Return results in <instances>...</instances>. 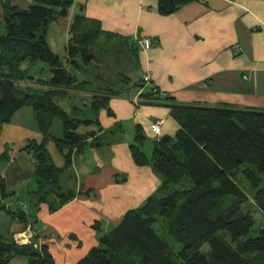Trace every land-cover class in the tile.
<instances>
[{
	"label": "trees",
	"instance_id": "1",
	"mask_svg": "<svg viewBox=\"0 0 264 264\" xmlns=\"http://www.w3.org/2000/svg\"><path fill=\"white\" fill-rule=\"evenodd\" d=\"M194 1L198 0H157V10L169 15ZM73 4L74 0H30L28 8L20 9L9 1L0 3V131L18 110L29 107L42 137L24 147L33 162L31 205L45 203L53 213L77 196H90L91 191L68 185L74 179L71 156L121 142V125L102 130L97 113L112 97L136 98V106H166L177 124L173 136L153 142L149 156L139 127L128 146L133 163L149 167L159 186L108 231L95 223L97 244L76 264H264V226L251 236L255 218L243 209L249 199L242 187L245 182L251 204L264 216V110L175 104L142 77L134 80L127 71L132 64L122 62L126 55L135 63L139 39L128 45V38L102 31L98 21L82 14L83 5L72 17L60 59L48 45L49 27ZM36 64L42 66L34 79L29 71ZM72 93L87 94L89 104L65 111L58 100L69 101ZM55 120L61 124L60 137L50 135ZM92 125L96 132H78ZM49 141L63 156V167L51 163ZM5 154L0 160L7 159ZM4 187L0 177V201L13 196ZM0 213L24 229L33 218L19 206L12 209L3 203ZM13 236L0 232V264L16 257H24L27 264H54L45 245L33 247L36 237L21 248Z\"/></svg>",
	"mask_w": 264,
	"mask_h": 264
},
{
	"label": "crops",
	"instance_id": "2",
	"mask_svg": "<svg viewBox=\"0 0 264 264\" xmlns=\"http://www.w3.org/2000/svg\"><path fill=\"white\" fill-rule=\"evenodd\" d=\"M6 1L20 9L30 5V0H0V3ZM76 3V13L78 5H83L82 14L86 18L98 21L104 32L128 38V45L138 39L151 40L150 49H139L135 63L126 55L122 62L132 64L127 71L134 80L146 74L150 84L172 97L175 104H226L264 110V0H198L182 5L169 15L158 13L157 0H76ZM73 8L74 4L65 18L61 17L66 22L67 40L68 27L76 14L72 13ZM49 41L50 38L48 45L51 49ZM29 74L36 79L40 76V69L35 68ZM70 97H73L71 100L74 103L66 104L67 99L58 100V104L67 112L72 105L80 109L84 103L90 102L87 94L72 93ZM135 103L131 98L112 97L107 107L97 113L102 130L121 125V142L89 149L82 154L73 152L71 156L70 169L74 171V179L68 180V185L74 187L75 191H91L90 196H77L52 213L45 203L37 208L31 205L29 194L33 190L28 192L26 202L19 199L14 202L17 193L12 188L7 191L5 185V193H13V196L2 197V202L11 201L3 204L6 207L16 204L15 208L19 206L21 209H25L26 205V212L33 217L28 218L24 229L22 223L14 224L18 221L0 213L9 220L7 233L14 234V239L28 230L25 243L20 245L31 244L36 237L33 247L39 249L45 245L54 264H76L97 244L93 228L95 223H99L102 231L106 232L118 224L126 211L141 206L153 194L159 180L149 167H138L133 163L128 146L133 142L137 127L147 140L151 138L155 141L162 136H173L177 124L166 106H136ZM84 111H87V107ZM20 113V122L13 129L5 131L6 135L12 141L15 134L22 139L21 143L29 140L39 143L42 137L29 107L18 110L2 129L11 126L13 118L20 116ZM31 116L33 124L26 125L24 118L31 119ZM156 121H161L159 136L150 130V124ZM96 130L97 127L92 125L80 127L78 132L83 134ZM9 131H13V134ZM61 133L60 124V136ZM145 153L149 156L151 151ZM57 154L55 166L63 167V156L58 151ZM26 165L25 157L20 171L23 172ZM14 174L16 176H10L15 181L22 179L19 172L15 171ZM120 176H125V182H117ZM0 177L4 184L10 178L2 172ZM23 258L16 257L10 264H27Z\"/></svg>",
	"mask_w": 264,
	"mask_h": 264
},
{
	"label": "rangeland",
	"instance_id": "3",
	"mask_svg": "<svg viewBox=\"0 0 264 264\" xmlns=\"http://www.w3.org/2000/svg\"><path fill=\"white\" fill-rule=\"evenodd\" d=\"M17 3L21 4L20 2H17ZM76 4L77 3L75 0L72 13L77 12V9L75 10ZM19 6H21V5H19ZM63 18H65V17H63ZM60 19L61 20H58L56 22L51 23V25L49 27L48 38H50L49 42H51V44H52V47H51L52 51L60 59H62L63 58L62 56L65 54L64 46L66 45L67 39L65 36L66 29H65V25H64V24H66V22H65V20H62V18H60ZM53 40H55V45L53 43L54 42ZM114 42H116V40ZM41 66H42L41 64H36L32 69H30L29 72H32L35 68L37 70H39L41 68ZM23 67L25 68V65H23ZM79 98H81V97H79ZM70 102H71V99L69 101H67L66 104H68ZM72 102L74 103V101H72ZM21 114L22 113L19 114L20 116L17 117V115H16V117L13 118V124L11 126H8V127L5 126L0 131V155L3 152H5L6 153L5 155L7 157V159H1L0 160V172H2L4 175H6V177H7V175L10 177L9 180L7 179V182L5 185H6L7 191H10L12 188V190L17 193L14 202L17 199H19L20 202H26L28 200V192L34 190V188H35L34 180L32 177L33 171H31V166H32V170H33V162H32L31 155L28 154L27 151L24 149L26 143H24V142L21 143L22 139L17 138L15 134L13 137L15 140L12 141L9 138V136L6 135V132H5L9 129H13V126H17V124L20 122L19 118L20 117L22 118ZM24 121H25L26 125L33 124L32 116H31V119H29V118L25 119L24 118ZM28 128H29V126H28ZM13 131H9V132L11 134H13ZM50 135L54 136V137L60 136V122L58 120L54 122V124L51 128V131H50ZM29 136L31 137V135H29ZM30 137H28V138H30ZM153 140L154 139H151V138H149L148 140L145 139L144 151H146L148 154H149V151H151V149L153 147V142H154ZM46 150H47V153H48L49 158L51 160V163L53 165L57 164L56 160H57L58 154H57V151L55 150L51 141H49L46 144ZM25 157L27 158V165H26V167H23L24 171L22 172V171H20V170H22V169H20V167L22 165H24ZM15 167H17V169ZM15 171L17 173L19 172V176H20V178H22L20 181H15V179L11 178L12 174L15 175L14 174ZM242 187L244 188V191H245V193L249 199L248 200L249 203H245L243 205V209L244 210H250L251 214L255 218V224H254V227H253L252 232H251V236H255L258 227L264 226V216L257 210L256 207H254L251 204V196H252L251 191L245 182H242ZM229 198H230L229 196L224 198V200H223L224 205L228 204ZM9 201L10 200L4 201V202L0 201V206L2 203H8ZM15 207H16V204L14 206H11L10 208L15 209ZM26 208H27V206L25 205V209L24 208L23 209L25 211H27ZM5 217L6 216L0 214V232H2V233L7 232L8 226H9V224H8L9 220H7ZM17 223H19V222H16L14 224H17ZM24 235L16 236L18 239H20V244L25 243V238L28 235V230L24 233ZM18 258H21V257H18ZM19 264H23V263H19Z\"/></svg>",
	"mask_w": 264,
	"mask_h": 264
},
{
	"label": "built area",
	"instance_id": "4",
	"mask_svg": "<svg viewBox=\"0 0 264 264\" xmlns=\"http://www.w3.org/2000/svg\"><path fill=\"white\" fill-rule=\"evenodd\" d=\"M137 44H138L139 49H141L143 51L150 49L151 45H152L151 40L149 38L140 39L137 42ZM141 77H142L143 82H145L146 84H150V78L146 74L142 75ZM133 100L136 102V98H134ZM160 125H161V121H156V122L150 124V130L155 136L160 135ZM15 242L17 244H20V239L15 238Z\"/></svg>",
	"mask_w": 264,
	"mask_h": 264
},
{
	"label": "water",
	"instance_id": "5",
	"mask_svg": "<svg viewBox=\"0 0 264 264\" xmlns=\"http://www.w3.org/2000/svg\"><path fill=\"white\" fill-rule=\"evenodd\" d=\"M21 248H23L24 246H26V245H20V244H18Z\"/></svg>",
	"mask_w": 264,
	"mask_h": 264
}]
</instances>
